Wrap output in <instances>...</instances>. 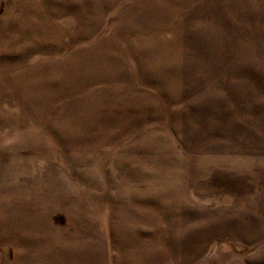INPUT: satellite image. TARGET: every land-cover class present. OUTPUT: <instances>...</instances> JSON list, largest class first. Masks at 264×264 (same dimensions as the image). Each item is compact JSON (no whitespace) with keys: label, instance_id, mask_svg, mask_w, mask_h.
Wrapping results in <instances>:
<instances>
[{"label":"rangeland","instance_id":"obj_1","mask_svg":"<svg viewBox=\"0 0 264 264\" xmlns=\"http://www.w3.org/2000/svg\"><path fill=\"white\" fill-rule=\"evenodd\" d=\"M0 264H264V0H0Z\"/></svg>","mask_w":264,"mask_h":264}]
</instances>
